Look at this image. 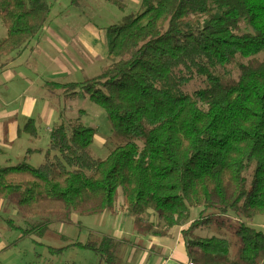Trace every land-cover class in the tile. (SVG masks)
I'll return each mask as SVG.
<instances>
[{
    "label": "trees",
    "instance_id": "1",
    "mask_svg": "<svg viewBox=\"0 0 264 264\" xmlns=\"http://www.w3.org/2000/svg\"><path fill=\"white\" fill-rule=\"evenodd\" d=\"M51 12L46 0H0V69ZM106 45L97 74L45 87L66 98L79 90L100 106L117 144L95 157L97 129L80 110L50 128L47 148L26 151L25 159L43 154L38 167L0 166V201L26 218L65 222L72 213L113 211L120 188L132 230L164 237L182 226L189 262L264 264V230L249 224L264 218V0H141V11L107 27ZM196 77L201 85L185 91ZM16 133L39 136L33 118ZM191 208H201L194 220ZM225 221L236 222L234 252L226 237L194 233ZM121 244L103 235L70 246L92 250L99 264H120Z\"/></svg>",
    "mask_w": 264,
    "mask_h": 264
},
{
    "label": "rangeland",
    "instance_id": "2",
    "mask_svg": "<svg viewBox=\"0 0 264 264\" xmlns=\"http://www.w3.org/2000/svg\"><path fill=\"white\" fill-rule=\"evenodd\" d=\"M46 1L52 7L50 15L52 26L49 28L64 32L65 35L61 38L65 41V45H61V53H58L57 51H50L38 44L36 40H32L28 47L26 46L25 50L16 56L17 62L20 60L24 62L23 66L28 75H20L22 68L16 65L0 72V105L4 104L1 98L6 100L7 111L17 110L22 103H24L23 106L25 105L24 99L15 96L18 95L17 93L22 96H37L38 94L49 95L50 92L52 95L63 92L57 89H50V92L41 91L37 86L41 82L40 73L44 71L47 65L46 56H49L53 62H56L57 59L80 61L79 63L70 62L68 64L70 65L69 73L60 77H52L55 82H81L85 76L97 74L107 64V27L117 23L125 15L141 11V0H122L126 4L124 11L106 0H78L74 3L71 0ZM242 27H245L244 24ZM5 30L0 21V34L2 31L5 33ZM41 31V33H45L48 28L45 26ZM90 40L95 41L101 48L98 50L99 55L95 53ZM224 70L232 74L235 72L234 67H227ZM201 79L202 77H196L184 87V90L193 91L201 85ZM3 90L8 92L6 96L3 95ZM77 91V95L71 98L67 107L58 110L57 119L55 115L49 114L47 119L39 118L36 120L39 131L38 137L33 138L26 135L22 139L13 141L11 145L7 144V146H13L9 150L2 146L5 144L2 142L0 144V166L26 163L31 168L38 167L44 161L43 154H30L25 159L26 151L34 148H47L49 128L61 122L62 119L76 118L80 110L84 113L81 117L82 122L97 129L94 143L91 146L92 154L101 158L107 156L108 152L117 144L111 136L110 122L100 106L90 101L81 91ZM59 102L56 101L55 104L58 105ZM28 118L24 119L20 116L19 122H27ZM6 142H8L7 139ZM121 203L122 191L118 188L115 196V208H118ZM207 213L208 211H205L203 215L206 216ZM200 215L201 208H191V220ZM94 218V215L81 216L77 213L68 215L65 222L45 219L41 216L26 218L17 210L15 204L2 201L0 202V264H99L98 256L92 250L70 246L75 242L97 240L103 231L105 235L111 234L103 214L101 216L102 221H99L98 224H92V222L97 221ZM4 219H8L17 225L14 226L16 229L9 227ZM235 223L234 221H230V223L225 221V224L220 227L216 223L201 225L194 230V233L200 237L213 235L226 237L232 243L231 252H234L237 239L234 232ZM249 224L264 230V218L262 216L254 217L249 221ZM128 231L127 228L126 232ZM123 240L126 243H122L117 252L120 264H137L138 253L144 252L145 249L142 247L133 253L127 242H134L135 238L124 236ZM182 241L184 242V239Z\"/></svg>",
    "mask_w": 264,
    "mask_h": 264
},
{
    "label": "crops",
    "instance_id": "3",
    "mask_svg": "<svg viewBox=\"0 0 264 264\" xmlns=\"http://www.w3.org/2000/svg\"><path fill=\"white\" fill-rule=\"evenodd\" d=\"M48 26V27H47ZM46 26L48 28V34L41 33V28L36 36L32 40H36L38 44L41 46L49 49L50 51H57L60 52L61 45H65V41L61 38V36L65 35L63 31L57 30V29H51L49 26H52V23H49ZM6 35L2 31L0 34V37H3ZM41 37V39H40ZM40 39V41H38ZM30 40V41H32ZM29 41V42H30ZM61 41V42H59ZM29 42L24 45L22 49H20L18 52H13L7 57L4 58V65L0 69V72L6 69H9L11 66L16 65L19 68H22V72L19 74L22 76H27L28 73H26V69L23 66V61H18L16 59V56L19 55L22 50H25L26 46L28 47ZM41 42V43H40ZM90 44L94 47V51L96 54L99 55V51L101 48L95 43V41L90 40ZM107 55V54H106ZM44 56V55H42ZM41 56V57H42ZM47 60L46 68L43 72L40 73L41 82L37 85L41 91H46L45 83L47 81H53L52 77H60L64 75L65 73H69L70 70V62H80V61H65V60H59L57 59L56 62H53L49 56L45 57ZM61 83V82H58ZM4 91V90H3ZM8 92L4 91L3 95H7ZM18 95H15L18 98H22L26 101L25 105L22 103L17 110H6L7 101L3 98L2 103L0 105V144L4 142L5 144H2L4 148H7L8 150L11 149L13 146H7V144L11 145L13 141L22 139L27 134H22L21 136H18L16 133V130L18 127L22 128L26 122L20 123L19 119L20 116L24 119L26 117L33 118L36 122L37 119L43 118L47 119L49 114H52L53 116L58 115V110L62 108H66L68 103L70 102L71 98H66L65 93H57L54 95H27L22 96L20 93H17ZM62 100V101H61ZM56 101H60L58 105L55 104ZM38 127V126H37ZM50 130V128H49ZM48 130V132H49ZM28 136V135H27ZM30 137V136H28ZM34 138V137H33ZM6 139L8 142H6ZM2 202V201H0ZM118 209V210H117ZM104 215V221L108 224V229L111 230V234H108L106 236L112 237L115 240L121 241L123 244L126 242L123 240L124 236H129L130 238H135L134 242H127L129 246H131V251L133 253H136V251L143 247L145 249L144 252L138 253V260L137 264H189V259L186 255L184 242L182 241V235L181 230L182 226H176L173 227L169 234L164 237H158L153 236L150 234L146 235H139L136 234L131 227V218L123 211L121 210L120 206L118 208H115L113 211H104L100 214L94 215L96 222H92V224H98L99 221H102L101 216ZM98 216H100L98 218ZM129 229L128 232H126V229ZM101 232V236L105 235ZM135 247V248H134Z\"/></svg>",
    "mask_w": 264,
    "mask_h": 264
},
{
    "label": "built area",
    "instance_id": "4",
    "mask_svg": "<svg viewBox=\"0 0 264 264\" xmlns=\"http://www.w3.org/2000/svg\"><path fill=\"white\" fill-rule=\"evenodd\" d=\"M189 264H193V263L190 262Z\"/></svg>",
    "mask_w": 264,
    "mask_h": 264
}]
</instances>
